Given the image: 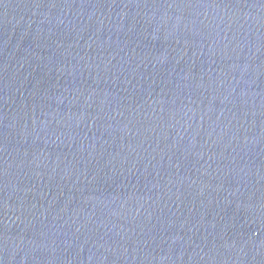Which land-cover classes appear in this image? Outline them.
<instances>
[{
  "label": "water",
  "instance_id": "95a60500",
  "mask_svg": "<svg viewBox=\"0 0 264 264\" xmlns=\"http://www.w3.org/2000/svg\"><path fill=\"white\" fill-rule=\"evenodd\" d=\"M0 264H264V0H0Z\"/></svg>",
  "mask_w": 264,
  "mask_h": 264
}]
</instances>
